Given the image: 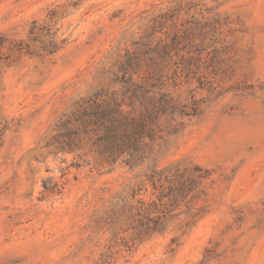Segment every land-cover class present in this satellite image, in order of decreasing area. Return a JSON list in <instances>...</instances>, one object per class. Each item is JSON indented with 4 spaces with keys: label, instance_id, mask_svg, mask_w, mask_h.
<instances>
[{
    "label": "rangeland",
    "instance_id": "obj_1",
    "mask_svg": "<svg viewBox=\"0 0 264 264\" xmlns=\"http://www.w3.org/2000/svg\"><path fill=\"white\" fill-rule=\"evenodd\" d=\"M0 39V264H264V0H0ZM103 100L169 103L138 163L63 127Z\"/></svg>",
    "mask_w": 264,
    "mask_h": 264
},
{
    "label": "trees",
    "instance_id": "obj_2",
    "mask_svg": "<svg viewBox=\"0 0 264 264\" xmlns=\"http://www.w3.org/2000/svg\"><path fill=\"white\" fill-rule=\"evenodd\" d=\"M1 42L0 39V44ZM132 66L130 61L125 62L123 65L124 73L129 74ZM127 82L130 86L134 85L131 75ZM148 92L146 90L143 92V101L154 100V97L147 96ZM168 105V102H165L164 105L153 103L152 107L143 104L138 109L132 102L129 104L131 109L125 111L120 103H113L108 100L95 101L89 111L78 113L75 118L64 122L63 127L77 122H80L85 130L92 126L96 133L98 132L97 142L102 145L107 162L112 164L122 160L133 165L142 160L150 141L157 138L158 120L162 114L167 112L165 108ZM87 116L90 117L89 120L84 119ZM78 133V128L68 130L65 136L69 138V141L64 146H73L71 137Z\"/></svg>",
    "mask_w": 264,
    "mask_h": 264
}]
</instances>
